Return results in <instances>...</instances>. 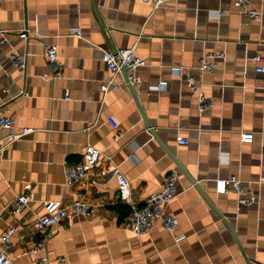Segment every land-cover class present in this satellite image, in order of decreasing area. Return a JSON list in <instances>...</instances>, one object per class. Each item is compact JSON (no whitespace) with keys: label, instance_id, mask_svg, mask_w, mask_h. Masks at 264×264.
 <instances>
[{"label":"crops","instance_id":"crops-1","mask_svg":"<svg viewBox=\"0 0 264 264\" xmlns=\"http://www.w3.org/2000/svg\"><path fill=\"white\" fill-rule=\"evenodd\" d=\"M235 1L0 0V107L15 118L0 130L6 144L0 241L16 227L9 250L16 264H34L40 255L27 250L40 236L44 201L70 202L78 188L97 206L53 226L48 252L65 257L53 264H264V71L253 57L264 55V0H251L263 11L260 18ZM73 25L82 27V36L70 33ZM25 26L41 35L21 36ZM51 43L64 61L55 78L46 54ZM134 45L148 61L138 67V101L126 74L114 77L103 59L104 49ZM26 50L24 71L11 55ZM209 51L225 54L211 57L217 64L203 73L196 65ZM172 65L189 67L184 72L204 82L214 105L201 111L198 95ZM113 77L121 85L105 93L102 83ZM163 79L165 88L149 91ZM24 86L30 94H19ZM24 127L32 130L11 139ZM241 130L254 131L253 141H244ZM181 135L189 141H179ZM89 142L101 158L81 183L69 185L65 162L82 159ZM104 167L109 173L102 176ZM175 169L178 195L168 210L178 225L171 230L158 221L136 233L125 222L131 201L143 204ZM117 171L130 179V201L120 199ZM233 174L255 190L256 201L241 204L233 186L220 189V179ZM27 181L29 203L14 213Z\"/></svg>","mask_w":264,"mask_h":264},{"label":"built area","instance_id":"built-area-1","mask_svg":"<svg viewBox=\"0 0 264 264\" xmlns=\"http://www.w3.org/2000/svg\"><path fill=\"white\" fill-rule=\"evenodd\" d=\"M156 6L163 5L165 0H152ZM235 6L237 9L243 12H247L252 17L260 18L263 11L252 7L251 0H236ZM221 11V10H220ZM82 27L80 25H73L70 27V33L74 35L82 36ZM19 34L25 38L31 36H39L41 33L29 26L23 27ZM29 51L15 52L12 53L11 58L13 64L26 71L28 66ZM47 57L49 60L56 65V71L53 73V78L63 75L64 61L61 58L58 45L51 43L47 45L46 50ZM224 52L209 51L204 54L198 64L196 65L203 73L212 71L216 62L211 60V57H223ZM257 62L256 69L264 71V55L257 53L254 56ZM103 59L108 63V66L114 73V77L123 74L124 69H127L126 81L140 86L142 83L141 75L138 73V67L140 65L148 64L146 58L137 54L136 45L132 47H121L116 51L111 49H104ZM174 73L182 75L187 85L198 95V104L201 111L209 109L214 105L215 100L212 96L208 95L204 88V82L199 81L196 76L188 71L184 72L187 67L186 65H172L171 67ZM45 73L44 76H47ZM102 83V88L105 93L109 92L112 88H117L121 85V81L115 80ZM167 80L163 79L156 85H151L149 91L163 89L167 85ZM11 84V81H9ZM10 84L6 87V90H10ZM19 94H30V90L27 87H23ZM66 97L70 98V89H66ZM15 118L11 114H7L2 111L0 107V130L4 127L11 128L14 125ZM110 121L115 127H119V122L115 117H110ZM92 126V125H91ZM89 126L88 128H91ZM32 130L30 127H24L21 133H11V139L17 138L22 133ZM241 138L244 141H253L255 132L251 130H241ZM179 141L188 142L189 139L184 136L179 137ZM6 144L3 143V139L0 137V173L2 170V163L4 159V151ZM102 150L93 143H87L84 149L82 159L77 162H65L64 173L66 182L69 185H78L84 178L91 173L97 166L101 158ZM109 173L107 168H102L99 172L100 175L104 176ZM119 178V196L122 201H130L132 195L130 179L122 172H116ZM179 172L175 169L171 171L165 181L164 186L158 190H155L149 194L143 204L131 201L132 206L126 215L125 222L131 226L134 231L138 234L146 233L153 230L158 221L162 222L168 229H175L178 225L179 220L176 216L171 214L168 210V204L178 195L177 181ZM220 189L222 191L230 190L233 186L239 195V202L241 204H251L257 200V194L251 187L247 188L243 182V179L237 174H233L230 177L220 179ZM32 183L27 181L25 183V189L17 194L14 199L12 206V212L18 213L28 203L31 198ZM46 212L44 215L39 217L36 225V230L40 234L35 243L28 248L30 253H39V257L34 264H53V261H63L62 257H53L48 252V242L51 236L55 233L53 226L60 225L65 219L74 217L77 215H89L91 214L97 204L89 196L88 192L83 189H77L74 193V197L70 202H62L61 200L46 199L44 201ZM16 230L15 226H10L7 233L2 237L0 241V264H16L9 255V250L12 247V237ZM184 235L178 236L181 239ZM193 264H203L202 262H196Z\"/></svg>","mask_w":264,"mask_h":264},{"label":"water","instance_id":"water-1","mask_svg":"<svg viewBox=\"0 0 264 264\" xmlns=\"http://www.w3.org/2000/svg\"><path fill=\"white\" fill-rule=\"evenodd\" d=\"M124 74L127 75V69H124ZM130 84H131V83H130ZM131 86H132V89H133V93H134V95H135V98H136V100L138 101V100H139V97H138V94H137L136 88H135V86H134L133 84H131ZM193 180H195V179H193Z\"/></svg>","mask_w":264,"mask_h":264}]
</instances>
